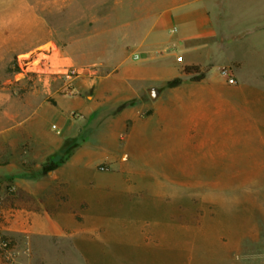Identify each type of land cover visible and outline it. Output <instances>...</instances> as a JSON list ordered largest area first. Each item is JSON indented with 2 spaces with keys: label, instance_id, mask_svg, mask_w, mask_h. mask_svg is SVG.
<instances>
[{
  "label": "rangeland",
  "instance_id": "obj_1",
  "mask_svg": "<svg viewBox=\"0 0 264 264\" xmlns=\"http://www.w3.org/2000/svg\"><path fill=\"white\" fill-rule=\"evenodd\" d=\"M158 1L0 0V238L10 241L14 257L10 261L0 250V264H85L68 241L32 237L31 227L39 222L34 213L54 208L91 228L110 213L136 226H155L144 244H125L128 260L125 249L118 257L110 252L114 264H264V76L241 77L238 64L223 62L244 55L262 63L264 33L216 53L201 65L202 78L176 74L182 65L175 55L178 72L159 88L112 89V98L90 120L72 108L68 115L85 134L72 137L65 151L20 156L30 151L32 135L46 137L44 122L31 113L47 96L45 87L74 99L94 95L98 77L119 59L120 72L141 70L133 44ZM251 1L231 0L232 17ZM255 1L264 6V0ZM175 49L170 44L161 53ZM53 50L82 70L70 81L72 95L65 92L67 80L38 75L23 64ZM174 77L182 82L167 86ZM76 80L88 83L84 93ZM159 96L163 100L157 103ZM47 126L59 132L51 122ZM79 145L85 155L72 158ZM144 150L151 156L134 157ZM67 161L68 184L87 183L84 200L41 172L45 163Z\"/></svg>",
  "mask_w": 264,
  "mask_h": 264
},
{
  "label": "crops",
  "instance_id": "obj_2",
  "mask_svg": "<svg viewBox=\"0 0 264 264\" xmlns=\"http://www.w3.org/2000/svg\"><path fill=\"white\" fill-rule=\"evenodd\" d=\"M231 5V0H173L169 5L167 0L158 1V4H154V10L148 9L147 13L150 14L148 15V27L143 34H139V38L133 44V56L137 54L136 59L143 61L139 67L141 70H135L132 73L120 72L122 59H119L115 67L98 77L94 95L87 94L74 99L57 94V90L53 87H45L43 92H46L47 96L35 104L31 113L33 115L37 113L40 122H44L40 125L44 126L41 131L45 132L46 137L33 136L31 133L32 138L28 141L30 151L20 156L34 158L42 154L44 157H54L69 147L67 144L72 137L80 139L85 131L82 133L79 121L72 120L68 115L72 108L82 111L86 114V119L90 120L95 114L94 111L112 98V89L119 90L121 86H125L130 87L129 91L132 93H144L145 90L159 88L168 79L169 74L175 76L181 73L189 76L190 74L182 71L185 65L201 67V65L211 63L216 53L218 55L222 51L226 52L238 47L248 41L251 35L257 37L256 40L261 38L264 33V6L252 0L251 4L239 7L238 15L232 17L234 8ZM174 28L175 31H173ZM211 37L222 41L212 43L207 40ZM170 44H175L176 49L170 53H161ZM175 55L181 56V72L177 71L178 63L175 62ZM165 56L173 60H167ZM223 62L238 64L241 77L264 76V61L250 63L244 55H241L227 58ZM255 72H259L260 75ZM75 86L84 93L85 86L89 85L87 82L76 80ZM161 100L163 99L159 96L155 101L158 103ZM50 122L59 129L58 133L49 131L47 125ZM108 131L113 132L111 129ZM84 155L85 148L79 145L72 158ZM144 155H148L145 150L140 154H135L134 157ZM70 168V161L64 162L48 171L46 177L57 179L56 186L64 190H77L79 199L84 200L87 198V183L83 179L69 185L67 180ZM6 174L5 172L4 175ZM108 188L112 189V187ZM108 188L104 190L107 191ZM46 190L50 189L46 187ZM52 200L54 205L60 204L57 195H54ZM34 214H37L39 221L31 227L34 239L46 237L68 241L85 264H94L98 259L102 260L103 264H114L112 261L114 254L110 255V252L115 250L118 257L125 249V253L128 254L129 251L125 244L140 246L145 243L143 240L146 237L145 234L155 230V226L153 228H147L148 225L145 228L142 225L136 226L135 222H131L124 215L113 213L101 214L99 220L102 221L101 224H95L93 228L88 227L86 222L76 221L72 213L65 209L54 208L51 211L42 210L41 213ZM64 220L69 224H66ZM130 255L131 253L126 255V260Z\"/></svg>",
  "mask_w": 264,
  "mask_h": 264
},
{
  "label": "built area",
  "instance_id": "obj_3",
  "mask_svg": "<svg viewBox=\"0 0 264 264\" xmlns=\"http://www.w3.org/2000/svg\"><path fill=\"white\" fill-rule=\"evenodd\" d=\"M134 57L137 58L138 55L135 54ZM23 64L38 75L59 76L67 80L65 91L67 95H72L73 92L69 87L70 81L82 73L81 69L71 65L66 57L59 55L55 50L44 54V56L39 55V53L29 56L23 59ZM0 250L6 259L10 261L14 259L8 239L0 238Z\"/></svg>",
  "mask_w": 264,
  "mask_h": 264
},
{
  "label": "trees",
  "instance_id": "obj_4",
  "mask_svg": "<svg viewBox=\"0 0 264 264\" xmlns=\"http://www.w3.org/2000/svg\"><path fill=\"white\" fill-rule=\"evenodd\" d=\"M182 71L185 74H190L193 75L197 78H202L203 77V70L199 65H185L182 69ZM182 82L180 77H174L173 79H170L166 82L167 86L169 87H174L179 85ZM57 166L56 163L54 162H48L43 164L41 172L46 173L50 170H53Z\"/></svg>",
  "mask_w": 264,
  "mask_h": 264
}]
</instances>
